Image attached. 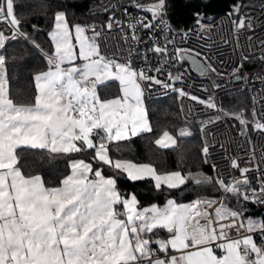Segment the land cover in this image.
Instances as JSON below:
<instances>
[{
    "label": "snow or ice",
    "instance_id": "1",
    "mask_svg": "<svg viewBox=\"0 0 264 264\" xmlns=\"http://www.w3.org/2000/svg\"><path fill=\"white\" fill-rule=\"evenodd\" d=\"M241 6L233 5L228 13L238 17L233 21L235 32L252 28L250 18L240 15ZM122 7L126 23L113 14L99 26L72 24L65 11L55 12L48 33L52 49H41L46 70L32 77V102L18 104L10 94L5 50L9 42L29 37L21 30L16 0H0V24L7 26L0 28V264H264V216L247 215L246 207L264 206V170L259 165L240 168L233 161L240 177L225 179L219 166L209 163L206 138L201 160L212 168L211 176L183 168L160 172L151 164L111 154L132 137L152 132L144 100L145 89L153 86L173 88L179 97L212 110L214 114L201 122L202 135L223 119L238 121L244 134L249 126L264 133L255 98L249 120L245 109L229 113L211 96L203 99L158 78L180 61H190L201 76L222 75L202 53L176 46L174 37L165 36L160 44L159 34L173 31L167 20L168 0L143 4L128 0ZM129 7L143 12V18L131 16ZM194 15L196 24L208 31L201 13ZM114 25L127 45L124 60L102 49L104 33ZM141 32L149 34L150 43ZM142 43L147 45L143 53L138 48ZM148 53L158 57L156 64ZM133 56L140 57L143 65L134 64ZM259 58L264 60V55ZM242 68L243 63H238L233 70L238 80L246 79L239 75ZM167 74L169 80L182 79ZM108 82L119 84L114 98H105L110 95ZM101 85L103 95L98 93ZM191 135L187 129L179 133ZM155 144L165 149L178 146L168 131ZM82 155H89L90 161L79 158ZM45 157L64 159L67 165V174L58 178L56 186H49L41 174H31L35 163ZM105 168L131 182L150 179L157 191H167L168 198L163 205L143 206L134 193L122 192ZM250 172L257 175L250 178ZM189 184L214 188L219 196L197 192L195 198L182 202L172 195L183 194Z\"/></svg>",
    "mask_w": 264,
    "mask_h": 264
},
{
    "label": "trees",
    "instance_id": "2",
    "mask_svg": "<svg viewBox=\"0 0 264 264\" xmlns=\"http://www.w3.org/2000/svg\"><path fill=\"white\" fill-rule=\"evenodd\" d=\"M90 0H16V14L22 20L21 30L28 34L29 40L23 38L11 41L6 47L8 57L6 72L9 81L11 97L18 104L31 103L35 94L32 77L34 74L46 70V61L41 49L50 51L52 44L48 31L52 27V17L57 11H65L70 23L102 25L107 16L106 12L87 14L85 9ZM253 0H168V20L172 28L185 29L199 12L203 17L211 16L220 11L231 12L233 5H245ZM36 25V29L32 27ZM32 40L40 45L33 46ZM259 61L256 59L244 60L243 67L247 73L258 69ZM109 98L119 94V86L116 82H108ZM104 86H98V93L103 95ZM221 106L226 111L236 112L245 109V115L249 117V95L247 88H242L231 94L221 97ZM148 119L152 132L132 137L129 141L121 144L120 151L112 149L114 158L129 159L134 162H146L157 168L160 172L179 170L203 172L212 175L211 168L201 160V137L198 122L185 121L181 118L178 110L177 95L170 93L152 97L146 100ZM181 129H187L191 136L180 137ZM168 131L177 138V147L160 148L155 144L157 136ZM181 157L183 160L181 161ZM76 158V157H73ZM79 158L90 161L89 155ZM31 161L29 164L31 165ZM67 165L64 159L43 160L35 163L31 168V174H41L49 186H56L58 178L67 174ZM106 175H113L117 180L118 188L124 193H134L139 203L147 206L152 203L162 205L168 198L167 191L160 192L153 187V182L146 179L138 182L129 181L125 175L113 173L105 168ZM197 192L202 195L216 197L219 194L214 188L201 189L189 184L188 188L181 192L172 193L180 201L195 198ZM231 206L236 207V201H231ZM247 215L264 216V206L247 204ZM257 242L259 239L257 238Z\"/></svg>",
    "mask_w": 264,
    "mask_h": 264
},
{
    "label": "built area",
    "instance_id": "3",
    "mask_svg": "<svg viewBox=\"0 0 264 264\" xmlns=\"http://www.w3.org/2000/svg\"><path fill=\"white\" fill-rule=\"evenodd\" d=\"M148 2L149 0H140L142 4ZM127 3L128 0H90L85 11L87 14H97L106 12L105 8H109L110 11L106 12L107 16L104 23L107 21L108 16L113 14L117 20L126 23L122 5ZM129 12L131 16H139L140 18L144 16L143 12L131 7H129ZM228 13L227 11H220L211 16L203 17L202 23L209 27L208 31L202 30L196 24L195 17L185 29H174L171 27L173 29L171 33L159 34L161 45L165 42V36L174 37L176 46L202 53L203 56H206L211 61L217 73L222 75L216 74L218 76H215L210 73L206 76H201L193 70L189 61H180L176 63L175 67H167L164 73L158 75V78L166 83H171L175 88H182L186 92L203 99H208L211 96L219 107H222L220 99L223 95L247 88L249 116H251L253 98H255L257 116L259 119L264 120V80L258 78L264 77V60L259 58L264 55V47H261L264 44V0H253L252 3L242 5L240 8V15L250 18L251 29L245 28L235 32L233 21L237 20L238 17L235 15L229 17ZM131 16L128 19H131ZM6 27V25L0 24V28ZM188 29H191V31H187ZM140 34L145 41H148V33L141 32ZM28 41L30 40L28 39ZM148 42L150 43V41ZM128 43L131 44V40ZM146 47L147 45L144 43L138 45L141 53L146 50ZM102 49L109 56L120 60H124L127 57V45L121 36L118 25H114L113 30L110 32L105 31ZM169 49L171 50V46H169ZM148 55L151 63L156 64L158 57L153 56L152 53H148ZM244 56H248L249 59H256L260 64L258 69L250 73H247L243 67L239 75L246 77V79L238 80L233 75V70L238 63L244 62ZM195 58L201 59V57ZM132 59L136 65H143L144 63L140 57L133 56ZM169 71L172 77L181 76L182 79L179 81L175 79L169 80L167 74ZM214 85L219 87H214ZM204 89H207V91H204ZM170 93L177 95L178 110L181 118L185 121L198 122L200 132L201 122L207 120L214 112L191 101L187 97H179L173 88H164L162 86L146 88L144 102L149 98ZM228 112L232 113L231 111ZM200 137L201 148L204 145L205 138L207 139L210 148L209 163L217 164L219 166L218 171L225 179L240 177V172L232 168L233 161L237 162L240 168H253L259 165L261 170H264V133L254 131L251 126L247 128L246 134H244L238 121L223 119L220 122L209 125L203 135L200 132ZM211 172L214 175L212 168ZM247 175L253 178L257 173L250 172ZM231 234L233 237L236 236L235 231Z\"/></svg>",
    "mask_w": 264,
    "mask_h": 264
},
{
    "label": "crops",
    "instance_id": "4",
    "mask_svg": "<svg viewBox=\"0 0 264 264\" xmlns=\"http://www.w3.org/2000/svg\"><path fill=\"white\" fill-rule=\"evenodd\" d=\"M73 24H75V23H73ZM52 28H53V24H52V27L49 29V31H48V33L52 30ZM49 36V35H48ZM50 38V37H49ZM117 84H118V82H116ZM118 86H119V84H118ZM115 96H112V97H109V98H114ZM145 103V105H146V102H144ZM164 132V131H163ZM163 132H161L158 136H157V138H159L161 135H162V133ZM171 134V133H170ZM174 137V136H173ZM156 138V139H157ZM155 139V140H156ZM129 160V159H128ZM136 163H138V164H149V163H146V162H136ZM170 171H174V170H170ZM166 172V171H165ZM189 200H186V201H182V202H188ZM153 204V203H152ZM164 204V203H163ZM162 204V205H163ZM149 205H151V204H149ZM148 206V205H147Z\"/></svg>",
    "mask_w": 264,
    "mask_h": 264
},
{
    "label": "rangeland",
    "instance_id": "5",
    "mask_svg": "<svg viewBox=\"0 0 264 264\" xmlns=\"http://www.w3.org/2000/svg\"><path fill=\"white\" fill-rule=\"evenodd\" d=\"M211 74H213V75H215V76H218V75H216V73H211ZM247 117H248V116H247ZM248 118L251 119V116H249Z\"/></svg>",
    "mask_w": 264,
    "mask_h": 264
},
{
    "label": "water",
    "instance_id": "6",
    "mask_svg": "<svg viewBox=\"0 0 264 264\" xmlns=\"http://www.w3.org/2000/svg\"><path fill=\"white\" fill-rule=\"evenodd\" d=\"M190 62V61H189ZM190 64H191V62H190ZM192 65V64H191ZM193 67V66H192ZM198 73V72H197Z\"/></svg>",
    "mask_w": 264,
    "mask_h": 264
}]
</instances>
